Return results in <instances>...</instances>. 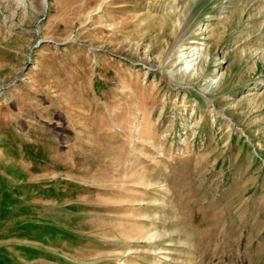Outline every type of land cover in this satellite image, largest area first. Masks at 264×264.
Instances as JSON below:
<instances>
[{"label":"rangeland","instance_id":"1","mask_svg":"<svg viewBox=\"0 0 264 264\" xmlns=\"http://www.w3.org/2000/svg\"><path fill=\"white\" fill-rule=\"evenodd\" d=\"M0 264H264V0H0Z\"/></svg>","mask_w":264,"mask_h":264},{"label":"bare ground","instance_id":"2","mask_svg":"<svg viewBox=\"0 0 264 264\" xmlns=\"http://www.w3.org/2000/svg\"><path fill=\"white\" fill-rule=\"evenodd\" d=\"M42 4H43V6H44V8H45V6H47V0H42ZM184 60V59H183ZM188 60V59H187ZM185 61H186V59H185ZM192 61V60H191ZM186 64H188L187 62H186ZM203 94H205L206 92H208L207 91V89H205V90H203ZM221 112H223V111H221ZM167 253V252H166ZM172 253V252H171Z\"/></svg>","mask_w":264,"mask_h":264}]
</instances>
